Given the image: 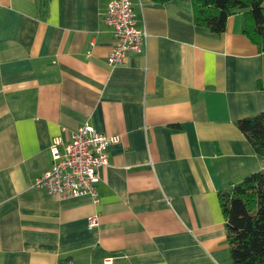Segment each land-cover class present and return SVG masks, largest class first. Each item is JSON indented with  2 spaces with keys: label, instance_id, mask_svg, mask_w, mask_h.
<instances>
[{
  "label": "crops",
  "instance_id": "obj_1",
  "mask_svg": "<svg viewBox=\"0 0 264 264\" xmlns=\"http://www.w3.org/2000/svg\"><path fill=\"white\" fill-rule=\"evenodd\" d=\"M110 1L0 0V264H232L221 194L264 169L236 123L264 111V48L244 12L217 34L192 0H132L148 38L112 66ZM85 122L120 136L98 203L34 185Z\"/></svg>",
  "mask_w": 264,
  "mask_h": 264
},
{
  "label": "trees",
  "instance_id": "obj_2",
  "mask_svg": "<svg viewBox=\"0 0 264 264\" xmlns=\"http://www.w3.org/2000/svg\"><path fill=\"white\" fill-rule=\"evenodd\" d=\"M167 2L169 0H154ZM194 20L214 33L228 18L245 14V33L264 48V0H192ZM255 151L264 155V111L236 121ZM232 264H264V169L246 175L221 194ZM58 264H71L62 259Z\"/></svg>",
  "mask_w": 264,
  "mask_h": 264
},
{
  "label": "built area",
  "instance_id": "obj_3",
  "mask_svg": "<svg viewBox=\"0 0 264 264\" xmlns=\"http://www.w3.org/2000/svg\"><path fill=\"white\" fill-rule=\"evenodd\" d=\"M104 19L112 32L113 46L108 54L112 66L123 64L129 52L144 48L148 33L136 26L132 0H111ZM119 139V135L98 132L88 122L73 132L63 148L60 137H55L51 144L52 165L35 179L34 185L60 199L88 195L98 203L99 170L108 163L109 146ZM97 225L98 214L94 213L88 218V227Z\"/></svg>",
  "mask_w": 264,
  "mask_h": 264
}]
</instances>
